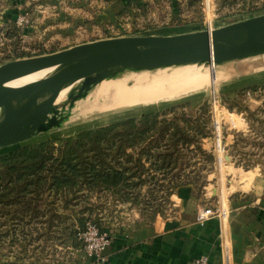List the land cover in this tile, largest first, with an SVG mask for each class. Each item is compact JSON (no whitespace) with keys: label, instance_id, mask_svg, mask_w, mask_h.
<instances>
[{"label":"trees","instance_id":"16d2710c","mask_svg":"<svg viewBox=\"0 0 264 264\" xmlns=\"http://www.w3.org/2000/svg\"><path fill=\"white\" fill-rule=\"evenodd\" d=\"M195 2L178 6L188 10ZM262 91L256 121L263 126ZM183 105L189 103L85 129L59 139L58 146L41 141L0 155V257L15 245L77 250L76 235L86 223L103 231L121 206L151 225L178 188L191 185L199 193L203 176L197 160H213L202 147L208 110L204 104L200 114L175 113Z\"/></svg>","mask_w":264,"mask_h":264},{"label":"rangeland","instance_id":"374dc122","mask_svg":"<svg viewBox=\"0 0 264 264\" xmlns=\"http://www.w3.org/2000/svg\"><path fill=\"white\" fill-rule=\"evenodd\" d=\"M14 1L16 0H0V12L3 9L16 11L12 17H8L6 20L3 19V14H0V66L7 62L23 59L20 58L21 56L30 58L51 54L122 34L110 35L108 33L110 30L102 29L94 19L87 20L82 17L80 12L85 10V6L83 7L82 4L86 5L82 0H24L20 5H16ZM202 1L196 0L193 5L197 7V10L194 11L197 12L195 15L197 22L193 27L202 31L208 29L209 24L206 21L211 22L210 28L216 29L264 14V0H209L208 11L202 10ZM72 9H75L76 12L70 13L69 10ZM46 10L52 12L54 16L49 17L52 19L51 21L43 22L52 27L44 31L46 27H42L39 21L42 20ZM68 14H71L70 17ZM21 18L27 23H19ZM72 18L75 19L73 22H71ZM78 18L83 22H75ZM68 21H70L69 25L64 27L63 24ZM166 67H190L195 75V81L190 83L187 86L188 90L180 95L141 100L107 109H103L106 103L100 102V105L80 109L75 114L68 110L56 111L40 120L42 122L41 131H36L28 140L20 144L1 147L0 155L7 154L20 146L36 144L41 141H54V145L58 146L59 139L74 136L82 130L93 129L121 118L139 116L147 111H161L166 107L178 104L189 103V106L183 105L176 109L175 113L200 114V107L205 104L209 116L208 137L202 141V147L211 153L213 160L211 162L205 159L197 160L198 166L202 167L203 181L200 192L197 193L194 190V195L199 198L202 206L213 207L215 217L223 225L222 241L227 250L230 210L225 205H227L228 196L245 194L247 186L254 176L264 179V148L257 146L264 143V135H262L264 125L262 126L256 121L259 119L258 117H261L257 111L263 103L264 55L223 62L219 65H215L211 61H202ZM121 68L128 69L129 67ZM149 68L152 67L144 69ZM228 107L232 108V111L228 110ZM245 108L255 115L245 112ZM173 113L168 112L169 116ZM228 113L234 115L235 122L229 121ZM72 114L75 115L74 118L67 120L68 116ZM49 121L63 124L46 125L45 122ZM216 124L218 130H216ZM239 133L242 134V138L238 137ZM236 140L239 143L234 148ZM219 157L222 159L221 163ZM225 157H228L229 161H226ZM244 166H248V169L246 170ZM245 172L248 174L244 175ZM243 175L247 182L246 179L242 180ZM245 183L247 185H244ZM165 208L161 217L172 216L174 211L172 196ZM221 209H226V218L223 222H221L222 217L219 216ZM132 213H137V211L129 209L128 206H121L119 212L112 215V219L105 222L103 226L107 223L126 222L125 218H129L128 216H131ZM75 250L71 247L61 248L51 245L29 247L27 250H23L21 246L15 245L3 251L4 255L0 257V264L5 262L57 264L72 258ZM224 254L225 258H229L227 251Z\"/></svg>","mask_w":264,"mask_h":264},{"label":"crops","instance_id":"0c3cea01","mask_svg":"<svg viewBox=\"0 0 264 264\" xmlns=\"http://www.w3.org/2000/svg\"><path fill=\"white\" fill-rule=\"evenodd\" d=\"M82 1L86 3L82 4L85 6V12H80L82 17L94 19L102 29L110 30V35L122 33L110 38L172 36L202 31L193 27L197 22V12H194L197 7L179 8L185 0ZM14 2L20 5L24 0ZM69 11L76 12L75 9ZM1 13L6 20L16 11L3 9ZM50 16L54 14L46 10L39 21L46 27L44 31L52 28L43 23L51 21ZM80 18L75 22L82 23ZM74 20L72 18L71 22ZM244 175L242 180L246 179ZM247 188L245 194H231L226 200L225 206L230 210L227 250L222 241L223 225L215 217L213 207L202 206L194 195V188L188 185L178 188L172 195V216H157L151 225H146L137 213H132L125 218L126 222L107 223L104 229L110 234L111 244L105 251L104 262L86 259L75 250L72 258L57 264H191L202 256L208 258V264H264V179L252 177ZM226 251L229 258H225Z\"/></svg>","mask_w":264,"mask_h":264},{"label":"water","instance_id":"95a60500","mask_svg":"<svg viewBox=\"0 0 264 264\" xmlns=\"http://www.w3.org/2000/svg\"><path fill=\"white\" fill-rule=\"evenodd\" d=\"M263 55L264 14H261L216 29L172 36L110 38L7 62L0 66V148L20 144L41 131L43 117L35 113L37 109L30 113V107L40 95L56 93L69 82L120 67H165L202 61L219 65ZM46 70L53 73L21 87H6L13 80ZM16 99L21 102L13 109L12 101ZM26 115L28 119L20 123V118Z\"/></svg>","mask_w":264,"mask_h":264},{"label":"bare ground","instance_id":"6f19581e","mask_svg":"<svg viewBox=\"0 0 264 264\" xmlns=\"http://www.w3.org/2000/svg\"><path fill=\"white\" fill-rule=\"evenodd\" d=\"M52 73L53 70H46L29 75L7 83L6 87L8 89L21 87ZM194 76L190 67L107 69L98 76L69 82L56 93L49 91L40 95L30 107L29 112L37 109L35 113L42 117L61 110H68L75 114L80 109L100 105V102L106 103L103 109H107L141 100L180 95L188 90L187 86L190 83L195 81ZM20 102V99L12 101V108L15 109ZM1 114L2 108H0ZM74 114L68 116L67 120L74 118ZM27 115L20 118L19 122L27 120ZM228 117L231 123L236 121L233 114L228 113ZM216 130H218L217 124ZM217 138H219L218 135ZM219 161L222 162L221 157Z\"/></svg>","mask_w":264,"mask_h":264},{"label":"built area","instance_id":"2783aa9c","mask_svg":"<svg viewBox=\"0 0 264 264\" xmlns=\"http://www.w3.org/2000/svg\"><path fill=\"white\" fill-rule=\"evenodd\" d=\"M209 0L202 1V10L208 11ZM27 23L26 20L21 18L19 23ZM208 28L211 26V22L206 21ZM219 216L222 217V222L226 218V211L221 209ZM77 240L81 243V248L78 249L86 259L93 260L97 263H102L105 261V251L111 244L110 234L103 230L99 231V229L92 223H86L83 230L79 231L76 235ZM191 264H208L207 257H199L192 261Z\"/></svg>","mask_w":264,"mask_h":264}]
</instances>
